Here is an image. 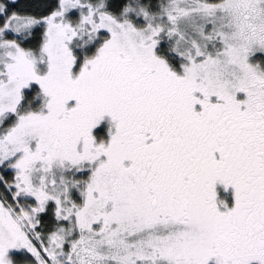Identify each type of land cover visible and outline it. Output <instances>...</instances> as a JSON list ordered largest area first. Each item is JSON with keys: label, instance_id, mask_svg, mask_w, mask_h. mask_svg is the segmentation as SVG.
Returning <instances> with one entry per match:
<instances>
[{"label": "snow or ice", "instance_id": "obj_1", "mask_svg": "<svg viewBox=\"0 0 264 264\" xmlns=\"http://www.w3.org/2000/svg\"><path fill=\"white\" fill-rule=\"evenodd\" d=\"M0 264H264V0H0Z\"/></svg>", "mask_w": 264, "mask_h": 264}]
</instances>
